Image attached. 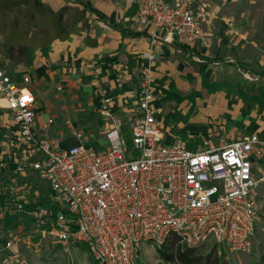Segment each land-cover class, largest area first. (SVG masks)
I'll return each instance as SVG.
<instances>
[{
	"label": "crops",
	"instance_id": "obj_1",
	"mask_svg": "<svg viewBox=\"0 0 264 264\" xmlns=\"http://www.w3.org/2000/svg\"><path fill=\"white\" fill-rule=\"evenodd\" d=\"M82 1L107 18L77 0H0V67L17 82L30 78L37 123L54 138L62 135L63 148L91 146L94 133L109 145L106 133L115 117L123 134L129 132L139 115L144 67L152 73L151 104L165 145L182 141L202 151L253 134L264 139V51L253 22L238 11L241 0H207L212 20L203 26L204 48L161 39L152 44V28L140 24L128 0ZM105 98L111 99L108 110ZM14 129L12 113L0 106V160L12 153L6 134ZM252 161L255 171H264L263 159ZM6 173L14 174L1 169L0 186L10 183ZM11 209L0 208V252L7 242L13 248L23 241L27 213Z\"/></svg>",
	"mask_w": 264,
	"mask_h": 264
},
{
	"label": "built area",
	"instance_id": "obj_2",
	"mask_svg": "<svg viewBox=\"0 0 264 264\" xmlns=\"http://www.w3.org/2000/svg\"><path fill=\"white\" fill-rule=\"evenodd\" d=\"M128 2L140 24L152 28V44L161 39L187 48L206 46L203 26L212 20L207 0ZM148 58L154 59L153 53ZM29 83L28 76L17 82L0 67V106L12 113L17 148L0 160V170L31 172L48 183L54 202L36 216L50 219L41 233L65 252L84 246L99 264H138L143 246L161 249L171 235L184 248L214 242L231 253L250 252L264 184V171H255L252 157L264 160L263 138L253 134L202 151L182 141L165 145L151 104L152 73L144 67L132 146L126 144L122 120L115 117L106 133L107 149L85 143L63 148L62 135L54 138L38 125ZM109 103L105 98V110ZM74 136L85 140L81 132ZM7 206L23 211L22 204Z\"/></svg>",
	"mask_w": 264,
	"mask_h": 264
},
{
	"label": "rangeland",
	"instance_id": "obj_3",
	"mask_svg": "<svg viewBox=\"0 0 264 264\" xmlns=\"http://www.w3.org/2000/svg\"><path fill=\"white\" fill-rule=\"evenodd\" d=\"M238 11H240L241 16H244V19L253 22L252 33L259 48L264 51V0H241ZM70 122L73 123V120ZM66 123L67 121L65 125ZM6 136L7 140H5L12 147L10 152L17 151L16 145L13 144L12 132ZM92 137L91 146L95 149L102 150L109 147L102 135L94 133ZM124 138L126 144L131 147L132 135L130 131L124 132ZM5 179L10 183L6 185L7 183L4 181L3 185L5 186H0L3 188L0 208L4 211L9 203L22 204L23 211L11 209V213L17 214L25 211L27 214H24L25 223L21 225L24 228L19 234L23 237L22 244L1 251L0 264H99L84 246H79L68 253L53 237L41 233L50 223V219H40L36 213L38 210L47 207V203L53 204L54 202L46 181L31 172L23 175L6 173ZM258 200L260 220L256 227L250 252L231 253L227 247L209 242L196 248V253L205 255L216 248L225 254L226 260L230 264H264V184L259 188ZM158 251L157 248L148 246L146 250L141 251L138 264H177L161 259Z\"/></svg>",
	"mask_w": 264,
	"mask_h": 264
},
{
	"label": "trees",
	"instance_id": "obj_4",
	"mask_svg": "<svg viewBox=\"0 0 264 264\" xmlns=\"http://www.w3.org/2000/svg\"><path fill=\"white\" fill-rule=\"evenodd\" d=\"M82 3L87 9L94 12L102 19H106L98 9L93 7L90 2H85L82 0H77ZM182 48H187L179 45ZM3 197V193H0V201ZM161 259H164L168 262H175L177 264H230L225 257L223 252H220L213 248L207 254L202 255L196 253L195 248H184L179 243V238L176 235H171L164 246L161 249H158Z\"/></svg>",
	"mask_w": 264,
	"mask_h": 264
}]
</instances>
